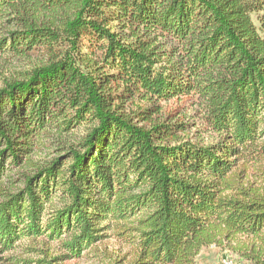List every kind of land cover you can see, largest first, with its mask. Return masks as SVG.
<instances>
[{
	"label": "trees",
	"instance_id": "trees-1",
	"mask_svg": "<svg viewBox=\"0 0 264 264\" xmlns=\"http://www.w3.org/2000/svg\"><path fill=\"white\" fill-rule=\"evenodd\" d=\"M6 52L39 62L0 88V178L74 138L0 201L3 249L43 235L79 253L115 226L133 264L245 238L233 250L264 264V182L237 170L264 156V0H0ZM178 99L215 141L182 137L162 106Z\"/></svg>",
	"mask_w": 264,
	"mask_h": 264
},
{
	"label": "rangeland",
	"instance_id": "rangeland-1",
	"mask_svg": "<svg viewBox=\"0 0 264 264\" xmlns=\"http://www.w3.org/2000/svg\"><path fill=\"white\" fill-rule=\"evenodd\" d=\"M38 62L39 57L35 54L23 57L11 52L0 53V88L12 79L25 76L24 74ZM162 106L170 121L184 122L188 126L187 130L181 133L183 138L201 144L216 140L217 135L210 133L203 126L196 108L188 100L178 99L163 103ZM73 138L74 136L54 133L48 140L49 144L33 154L31 164L7 168V172L0 178V201L6 198L7 193H14L23 188V176L34 172V163H45L55 156H63L66 151L59 148L61 141L67 142ZM240 169H245L246 178L253 185L263 184L264 156L242 161L237 167V170ZM119 232L115 226L108 229L105 238L79 253L68 249L62 240L51 241L43 235L23 237L15 241L12 249H3L0 244V264H24L23 260H36L37 264H133L138 254L137 243L133 237L125 238ZM244 241L247 239L226 242L225 245L206 246L199 253L197 264H223L226 257L231 258L234 264H249L247 259L232 248Z\"/></svg>",
	"mask_w": 264,
	"mask_h": 264
},
{
	"label": "built area",
	"instance_id": "built-area-1",
	"mask_svg": "<svg viewBox=\"0 0 264 264\" xmlns=\"http://www.w3.org/2000/svg\"><path fill=\"white\" fill-rule=\"evenodd\" d=\"M223 264H234V261L231 258L226 257L223 259Z\"/></svg>",
	"mask_w": 264,
	"mask_h": 264
}]
</instances>
